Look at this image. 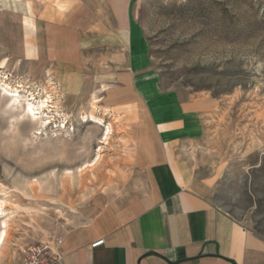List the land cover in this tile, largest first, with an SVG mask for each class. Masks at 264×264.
<instances>
[{"label": "rangeland", "instance_id": "obj_1", "mask_svg": "<svg viewBox=\"0 0 264 264\" xmlns=\"http://www.w3.org/2000/svg\"><path fill=\"white\" fill-rule=\"evenodd\" d=\"M97 2L74 1L71 16L86 8L88 27L85 17L81 26L56 25L50 49L37 38L28 54L23 18L39 1L0 0V224L8 226L0 264L142 187L135 123L107 95L123 70L120 40L94 28ZM133 11L162 84L204 101L203 136L182 160L215 207L264 240V0H138ZM69 77L75 92L62 84ZM27 102L35 115L23 111Z\"/></svg>", "mask_w": 264, "mask_h": 264}, {"label": "crops", "instance_id": "obj_2", "mask_svg": "<svg viewBox=\"0 0 264 264\" xmlns=\"http://www.w3.org/2000/svg\"><path fill=\"white\" fill-rule=\"evenodd\" d=\"M38 1L37 10L29 7L23 18L28 54L37 47V38L50 49L56 25L81 26L84 17L85 27L89 25L86 8L71 16L77 9L73 2L79 0H61L69 5L66 12L59 11L55 0ZM137 1L98 0L94 28L111 30L120 40L123 70L107 95L135 123L133 167L142 187L104 204L86 224L45 243L61 257L60 264H264V240L215 207L207 184L194 178L182 160L183 149L203 136L204 101L187 99L162 84L134 15ZM30 17L34 28L25 24ZM65 82L66 92L77 91L75 77ZM101 240L102 245L92 247Z\"/></svg>", "mask_w": 264, "mask_h": 264}, {"label": "built area", "instance_id": "obj_3", "mask_svg": "<svg viewBox=\"0 0 264 264\" xmlns=\"http://www.w3.org/2000/svg\"><path fill=\"white\" fill-rule=\"evenodd\" d=\"M102 244L101 240L93 244L92 247ZM60 262L61 257L54 253L47 243L38 242L27 247L16 264H60Z\"/></svg>", "mask_w": 264, "mask_h": 264}, {"label": "bare ground", "instance_id": "obj_4", "mask_svg": "<svg viewBox=\"0 0 264 264\" xmlns=\"http://www.w3.org/2000/svg\"><path fill=\"white\" fill-rule=\"evenodd\" d=\"M4 90H6V89H4ZM12 97L13 98L11 99V102L13 104H15L18 101V96H12ZM43 107H44V102H41V105L39 106V108L42 109ZM29 109H32V112H30ZM36 110L37 109H35L34 105L31 102H27L23 111L27 114L28 113L33 114V113H35ZM88 118H89V121H91V122L102 123V121L100 119L96 118L93 114H90ZM110 132H111V127L108 126L106 129V138ZM0 212H2V210ZM7 228H8L7 222L6 221L1 222V224H0V246L4 244L5 239L7 237Z\"/></svg>", "mask_w": 264, "mask_h": 264}, {"label": "snow or ice", "instance_id": "obj_5", "mask_svg": "<svg viewBox=\"0 0 264 264\" xmlns=\"http://www.w3.org/2000/svg\"><path fill=\"white\" fill-rule=\"evenodd\" d=\"M30 112H32V109H29ZM33 115H35V113H33Z\"/></svg>", "mask_w": 264, "mask_h": 264}]
</instances>
